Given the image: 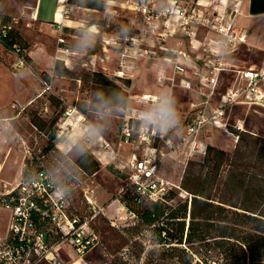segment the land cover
I'll list each match as a JSON object with an SVG mask.
<instances>
[{"label":"rangeland","instance_id":"obj_1","mask_svg":"<svg viewBox=\"0 0 264 264\" xmlns=\"http://www.w3.org/2000/svg\"><path fill=\"white\" fill-rule=\"evenodd\" d=\"M102 2L104 8H99V11L103 13L94 20L99 21L103 29L116 33L131 29L135 14L125 3L126 0H97L98 4ZM35 3L36 0H0V30L5 24L17 30L27 46L22 48L21 53L29 58L27 68L15 70L13 64L18 61V50L6 48L0 41V193L5 186L22 179L25 170L29 172L38 166H45L55 173L56 183L69 195L66 202L69 214L78 215L86 223L85 234L91 238L88 250L81 256L71 241H64L55 251L63 264H72L79 256L84 259V264H146V252L157 246L153 228L146 225L135 211H131L134 204L125 195L129 189L126 188L127 178L119 175V171L127 174L123 162L137 143L120 145V126L125 111L101 108L96 100V96L103 93L109 105L116 103L117 96L123 101L127 99L126 106L129 103L133 105L129 93H135V90H125L111 71L95 68L92 64L84 66L81 60L67 67L63 59L65 54L59 51V47H92L82 43L78 45L79 39L74 37H66V42L61 44L58 39L60 34L32 22ZM247 3L244 4L245 8ZM60 16L58 10L57 18ZM256 18L258 20L251 24H247L246 18L243 19L242 25L251 34L249 43L240 49V61H244L241 63L256 61L263 50L257 46L264 47V18ZM99 42L92 40L93 47L99 48ZM56 63H60L59 69H55ZM34 64L43 72L42 75L34 71ZM63 67L68 68V72H64L61 69ZM93 70H104L108 74V87L103 86L99 78H94ZM173 93L178 99L181 120L166 134L177 141L184 129L189 97L181 90ZM71 115L74 119L70 123L67 119ZM53 118H57V121L52 122ZM238 118L245 119L244 133L247 131L254 137L264 138V107L230 106L226 118L230 132L234 130ZM74 121L87 128L88 133L68 151L63 144L74 128ZM36 122L43 129L36 126ZM80 125H75L76 130L81 128ZM93 126H102L103 133L98 137L90 136L89 129ZM53 131L57 132V138L55 146L50 149L47 145ZM229 131L218 126L205 128L200 135L203 150L191 151L188 144L182 145L171 154L161 157L160 173L180 183L189 161L200 162L208 145L233 153L239 139ZM106 141L113 146L115 156L109 153V157L104 158L100 152V149H108L104 148ZM86 150L99 162V168L94 173L78 163ZM100 186L104 192L101 198L95 191ZM103 188L110 191L106 192ZM105 211L109 213L105 215ZM8 218L9 215L3 213L0 221L4 223Z\"/></svg>","mask_w":264,"mask_h":264},{"label":"built area","instance_id":"obj_2","mask_svg":"<svg viewBox=\"0 0 264 264\" xmlns=\"http://www.w3.org/2000/svg\"><path fill=\"white\" fill-rule=\"evenodd\" d=\"M242 2L126 0L135 14L131 29L102 38L103 49L109 50L112 46L117 53L116 68L111 71L113 76L132 80L133 71H127L129 58L162 60L170 63L173 71L168 74L162 70L157 81L160 85H169L170 95L175 90H183L197 92L200 96L199 100L188 101L190 112L184 118V129L176 141L166 133L142 129L137 119L138 112L147 107L156 94L129 93V99L136 105L129 103L125 107L119 143H137L138 151L123 162V167L128 175L126 188L134 189L140 198L163 201L170 190L181 189L179 183L160 173L161 157L186 144L191 151H202L200 135L205 128L218 126L229 131L226 118L230 106L264 107V67L240 66L231 58L238 45L246 43L248 38V30L236 23ZM57 28L62 29L60 23ZM2 31L5 34L6 28ZM201 31L215 37L205 36L200 40ZM178 36L186 39L187 47L166 45L170 38ZM58 39L61 44L66 42L62 35ZM59 51L75 53L69 46H61ZM83 64L90 66L92 57ZM28 66L29 62L21 55L13 64L15 70ZM225 71L235 72L237 76L213 105ZM126 89L131 90V86ZM233 128L229 132L238 140L240 132L245 130V119H236ZM104 148L115 156L108 141ZM68 196L48 168L39 169L28 181L22 178L5 186L0 193V216L7 213L9 218L4 223L0 221V264H63L55 251L66 240L71 241L79 255L85 253L91 238L85 234L86 223L78 215L69 214Z\"/></svg>","mask_w":264,"mask_h":264},{"label":"trees","instance_id":"obj_3","mask_svg":"<svg viewBox=\"0 0 264 264\" xmlns=\"http://www.w3.org/2000/svg\"><path fill=\"white\" fill-rule=\"evenodd\" d=\"M102 3L67 0L70 6L97 9L104 8ZM9 26L4 25L5 34L4 28L0 30V41L6 48L18 50L29 62L28 56L21 53L26 44ZM33 69L43 74L35 64ZM61 69L68 72L66 67ZM93 76L108 87L110 78L104 70H93ZM117 79L125 90L131 86V78ZM36 126L43 129L37 122ZM56 138L57 132H51L47 147L52 149ZM190 161L179 183L186 195L181 189H172L166 200L151 201L140 198L132 188L125 192L126 199L134 204L131 211L153 228L157 246L146 252V264H264V138L241 131L233 153L208 145L200 162ZM78 163L90 173L99 168L89 150ZM42 168L46 167L25 170L23 180H30ZM119 175L128 176L122 171Z\"/></svg>","mask_w":264,"mask_h":264},{"label":"crops","instance_id":"obj_4","mask_svg":"<svg viewBox=\"0 0 264 264\" xmlns=\"http://www.w3.org/2000/svg\"><path fill=\"white\" fill-rule=\"evenodd\" d=\"M211 2L213 0H204V2ZM233 1V0H231ZM248 1L246 8L244 7L245 2ZM246 9V11H245ZM60 10L61 16L57 18V12ZM100 12L97 8H90L84 7L79 5L70 6L67 4V0H36V3L32 10V22L37 23L41 28L46 30H52L57 33V35H61L66 39L70 37L78 38V45L80 43L84 44L85 46L91 45L90 48L86 47H69L75 53L65 54L64 58L68 59L67 67H72L73 63H77L78 60H81L82 64L87 58L92 57V65L95 68H102L105 70L112 71L116 68L117 63V53L114 47H109V50L103 49L102 38L109 34H114L116 32L108 31L103 29L101 23L99 21L94 20L95 17H99ZM107 14V12H105ZM256 17L264 18V0H243L240 10L236 16V23L238 26L242 28H246L248 30V38L246 43L239 44L237 49L231 54L232 62L238 64L240 66H256V67H264V47L254 46L263 48L259 58L256 61H252L249 64L241 63L244 61H240L241 58L239 56L240 49L244 47L246 44L249 43V36L251 32L247 27L244 25V20L246 18L247 24H251L258 19ZM59 23L62 26L60 30L57 28ZM252 26V25H250ZM95 29V31H91V29ZM59 35V36H60ZM205 36H213L214 34L201 31L198 38L203 40ZM92 40L100 41L99 48L93 47ZM69 41V40H68ZM71 41H73L71 39ZM188 42L182 36H178L176 38H170L166 45L169 47H187ZM96 55V56H94ZM239 56V57H238ZM34 58V56H32ZM84 65V64H83ZM85 66V65H84ZM165 70L168 74H171L173 71L172 65L170 63L164 62L162 60H148L146 58H139L134 60L133 58L128 59V68L127 71H133L134 76L132 78L131 89L137 94H159L161 91L167 92L170 94V88L168 84L160 85L157 81L159 73ZM147 76V78H146ZM237 76V73L232 71H225L221 75V80L219 84L218 92L216 93L213 105L217 104L219 97H221V93L225 89V87ZM140 77L144 79H140ZM179 91V90H177ZM183 91V90H181ZM189 100H199L200 96L197 92H187L184 91ZM174 94V93H173ZM172 94V96H173ZM188 100V101H189ZM136 105V104H133ZM188 113L190 112L189 103H188ZM69 112H67L68 114ZM187 113V114H188ZM70 114V113H69ZM186 114V115H187ZM184 115V114H183ZM185 115V116H186ZM184 116V117H185ZM74 117L71 115L68 117L67 121H72ZM71 123V122H70ZM79 123V122H77ZM75 121L73 122L74 128L68 135L67 141L63 144L66 150H71L74 145L78 143L79 140L83 138V136L87 135V128L81 127L80 129L76 130ZM74 141V142H72ZM102 146V144H99ZM63 148V147H62ZM138 151V148L133 150L132 153L129 154L128 158L135 152ZM100 152L103 154L104 158L109 157V150H102ZM97 155V154H96ZM99 157V155H97ZM100 159V158H99ZM49 169V168H48ZM51 170V169H50ZM52 171V170H51ZM55 175V173L53 172ZM21 180V179H20ZM100 187H96L95 191H97V195L101 198L104 192L100 190ZM106 192L110 191L108 188H103ZM91 199V197L88 196ZM92 200V199H91ZM106 207V205H105ZM72 213V212H71ZM105 215L109 213V211L104 212ZM80 259L78 264H84L83 258L78 257ZM77 259V260H78ZM76 260V261H77ZM76 261L74 262L76 264ZM72 263V264H74Z\"/></svg>","mask_w":264,"mask_h":264},{"label":"clouds","instance_id":"obj_5","mask_svg":"<svg viewBox=\"0 0 264 264\" xmlns=\"http://www.w3.org/2000/svg\"><path fill=\"white\" fill-rule=\"evenodd\" d=\"M95 31V29H91ZM96 100L101 108L115 110L116 112L125 111L123 106L126 102L121 100L119 96L115 98L116 103L109 105L103 93L96 96ZM178 99L167 92L161 91L155 95L148 106L140 110L137 114V119L140 121L142 129H152L161 133H167L175 128L181 120L180 112L177 107ZM104 131L102 126H93L89 129V134L92 137L100 136ZM64 195L63 192L60 193Z\"/></svg>","mask_w":264,"mask_h":264},{"label":"bare ground","instance_id":"obj_6","mask_svg":"<svg viewBox=\"0 0 264 264\" xmlns=\"http://www.w3.org/2000/svg\"><path fill=\"white\" fill-rule=\"evenodd\" d=\"M77 124L80 125V123H77ZM77 124H75V125H77ZM89 200H90V201H93V200H91L90 198H89ZM79 260H80V259H78L76 262L78 263ZM77 263H76V264H77Z\"/></svg>","mask_w":264,"mask_h":264}]
</instances>
